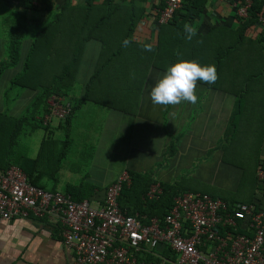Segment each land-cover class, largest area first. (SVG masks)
I'll list each match as a JSON object with an SVG mask.
<instances>
[{
    "label": "crops",
    "instance_id": "obj_1",
    "mask_svg": "<svg viewBox=\"0 0 264 264\" xmlns=\"http://www.w3.org/2000/svg\"><path fill=\"white\" fill-rule=\"evenodd\" d=\"M133 2L142 8V15L132 38L143 43L153 42L158 27L154 20L155 9L160 0ZM188 2L191 0H184L185 4ZM233 4L232 0H204L201 12L192 19H182L183 25L188 23L196 27L199 35L211 27L237 30L240 22ZM184 12V8L179 9L175 19L180 21ZM34 14L21 9L15 2L0 0V55L16 25H22L23 33H27L20 38L19 57L0 71V113L13 118L23 115L39 94L37 89L10 83L21 70L23 55L39 27L31 20V16H38ZM259 31L260 26L254 24L244 30V35L254 39ZM99 51L97 40L89 39L84 43L66 99L82 96ZM165 72L149 67L142 81L139 74L135 75L130 80L142 82L136 92L124 84L110 87L108 91L112 97L128 96L129 105L123 108L112 107L108 102L107 106L86 100L73 111L66 124L59 120L48 122L46 129L42 128L43 134L36 133L34 139L28 136L29 143L19 142L23 127L11 144V152L33 158L40 141L45 137L61 138L65 126L70 145L55 173L56 179L41 178L45 190L64 192L66 184L76 185L84 180L93 189L83 199L96 203L101 200L105 187L126 169L148 176L152 182L167 185L187 181L184 175L193 176L205 180L218 190V193L208 192L227 202L254 200L264 208V183L256 175L257 169L264 167V94L260 99L262 105L251 106L237 122L238 129L229 134L228 119L235 95L197 83L196 104L153 105L149 92ZM92 90L98 96L102 88L96 86ZM102 94L104 96V91ZM42 107L37 106L33 110L35 119L36 112L41 111V117L45 115L47 105ZM25 126L41 128L35 124ZM4 134L5 128L0 125V135ZM4 146L1 142L0 151ZM60 230L61 223L53 215L0 222V264H69L71 252L62 244Z\"/></svg>",
    "mask_w": 264,
    "mask_h": 264
},
{
    "label": "trees",
    "instance_id": "obj_2",
    "mask_svg": "<svg viewBox=\"0 0 264 264\" xmlns=\"http://www.w3.org/2000/svg\"><path fill=\"white\" fill-rule=\"evenodd\" d=\"M2 1L15 2L21 9L45 13V22L36 21L39 27L33 33L23 55L21 70L10 81L22 88L37 89L39 94L28 105L25 113L17 118L0 113V125L5 128V134L0 135V143L5 145L0 151V168L9 164L17 165L25 173L27 181L37 187L45 189L41 183L42 177L56 179L55 173L70 145L67 128L63 126L64 134L61 138H43L33 158L14 155L11 144L25 125L35 124L46 129L41 118L38 122L35 121L32 112L37 106L43 108L42 105H46V99L50 95L67 96L84 43L89 39L100 43L98 58L85 83L82 96L68 100L70 111L64 119L59 120L63 124L67 123L79 104L86 100L106 105L108 102L112 107L128 106V96L112 97L108 89L115 84H124L128 85L130 91L136 92L149 67L167 70L180 60H196L201 65L216 66L218 80L215 84L198 83L235 95L236 100L228 119L229 134L238 129L237 122L251 106L262 105L260 99L262 93L264 94V25L254 39L244 35V30L254 25L259 13L264 12V0H250L246 17H237L240 22L237 30L211 27L202 35L196 34L190 41L186 38L183 20L196 17L203 8L204 0H191L188 4L182 0L179 9L184 8L185 12L180 16L181 20L175 19L178 9L169 21L157 25L155 39L149 43L132 38L142 15V8L133 0H37L35 4L33 0ZM232 1L242 3L243 0ZM161 3L162 0L158 6ZM22 35L23 26L16 25L6 43L7 58L0 60V71L19 57ZM125 39L130 41L127 47L123 45ZM145 44H153L154 51H145ZM137 74L141 76L139 83L131 81ZM129 81L132 83H128ZM96 86L102 88L97 93L98 96L92 90ZM128 173L130 183L122 187L117 201L128 214L137 213L143 222L151 216H163L172 204L173 197L183 190L179 186L181 181L173 185L159 183L161 192L158 197L147 199L144 194L152 181L148 176ZM92 189L93 186L82 180L76 185L66 184L63 191L69 193L74 200H81ZM199 192L221 198L205 190ZM247 202H252L256 209H264L254 200ZM145 259L150 257L146 256Z\"/></svg>",
    "mask_w": 264,
    "mask_h": 264
},
{
    "label": "built area",
    "instance_id": "obj_3",
    "mask_svg": "<svg viewBox=\"0 0 264 264\" xmlns=\"http://www.w3.org/2000/svg\"><path fill=\"white\" fill-rule=\"evenodd\" d=\"M181 3L162 0L155 9L156 24L169 21ZM249 3L234 2L239 18L246 17ZM255 24L264 25V12ZM46 105L44 124L51 118L62 120L70 111L63 96L50 95ZM256 175L264 183L263 166ZM129 183L128 171L121 170L105 187L101 200L92 203L37 187L17 165L9 164L0 168V222L57 217L61 242L71 252L69 264H264V209H256L252 202H227L204 192L182 190L163 216L143 222L137 213L128 214L118 204L122 187ZM160 192L155 181L144 196L155 199Z\"/></svg>",
    "mask_w": 264,
    "mask_h": 264
},
{
    "label": "clouds",
    "instance_id": "obj_4",
    "mask_svg": "<svg viewBox=\"0 0 264 264\" xmlns=\"http://www.w3.org/2000/svg\"><path fill=\"white\" fill-rule=\"evenodd\" d=\"M197 28L191 24H184L186 38L190 41L196 34ZM130 44L128 39L123 41L127 47ZM145 51H154L153 44H145ZM218 80L217 68L214 64L201 65L196 60H180L167 68L165 74L155 86L151 88L149 97L153 105L176 106L182 102L196 104L198 96L196 88L198 82L209 85L215 84Z\"/></svg>",
    "mask_w": 264,
    "mask_h": 264
},
{
    "label": "rangeland",
    "instance_id": "obj_5",
    "mask_svg": "<svg viewBox=\"0 0 264 264\" xmlns=\"http://www.w3.org/2000/svg\"><path fill=\"white\" fill-rule=\"evenodd\" d=\"M25 10H29L32 15L35 13L36 15H38L37 17H34V16H31V20L32 21H37L38 23L39 22H45V13L42 12V11H35V10H31V9H25ZM34 14V15H35ZM24 34V33H23ZM27 33L24 34V36H27L26 35ZM7 58V55H6V51H5V48H4V51L1 53L0 55V59H6ZM77 84H75V89H76V95L78 93V88H76ZM68 100L72 101L71 98H68ZM42 113L41 111L40 112H36V117L37 118H42ZM35 119L36 122H38V119ZM56 119L54 118H51L49 122H55ZM36 133H39V134H43V130L42 128H36V129H29L28 126H24L23 128V131H22V134L20 135V138H19V142L21 143H29V139L30 138H33V137H36L37 134ZM30 136V138L28 137ZM32 136V137H31ZM34 139V138H33ZM18 142V143H19ZM183 178H188L187 181H183L182 183H179V186L180 187H183V188H188V189H195V190H198V191H213L214 193H218V190H215L213 187L210 186V184H207L205 180L203 179H198V178H195L193 176H185Z\"/></svg>",
    "mask_w": 264,
    "mask_h": 264
}]
</instances>
